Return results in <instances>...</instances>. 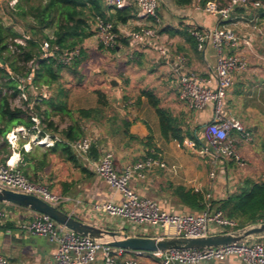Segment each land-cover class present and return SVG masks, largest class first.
<instances>
[{
  "label": "crops",
  "instance_id": "1",
  "mask_svg": "<svg viewBox=\"0 0 264 264\" xmlns=\"http://www.w3.org/2000/svg\"><path fill=\"white\" fill-rule=\"evenodd\" d=\"M264 2V0H260ZM105 6V5H104ZM201 0H194L190 6H177L172 0H160L159 13L160 44L169 50V60L164 61L157 47H144L126 39V33L142 26L153 25V20L142 17L134 4L127 3L122 9L134 17L127 23L115 25L119 40L112 53V63L108 70L117 76L119 86L112 87L103 79L101 90H111L106 116L97 118H75L86 136L93 139L89 155L83 156L73 149L71 154L64 152L62 145L53 146L32 143V132H19L25 141L4 150V139L0 143V164L8 163L23 172L30 180L47 184L58 195L72 201L63 204L62 209L74 217L98 227L119 230L132 234L131 225L124 219L110 217L95 207L112 202L119 204L122 196L111 189L93 170V165L106 152L114 155L117 171L133 165L150 151L166 164L165 168H152L142 173H134L130 181L132 189L141 197L154 200L161 209L174 212L199 214L208 208L220 207L230 195L246 188L248 184L260 182L264 177V8L235 10L227 23L239 36L237 52L247 61L248 68L238 75L228 92L226 111L228 117L239 120L251 140H244L240 133L232 136L239 142V150L244 158L242 165L226 158H215L203 138V128L215 117V107L208 104L200 110H193L180 99L177 90L175 66L177 56L184 55L188 66L210 80L211 87L216 83L212 72L216 64L215 50L207 46L199 51L190 29L209 30L217 27L220 20L205 13L199 7ZM106 14L116 10L105 6ZM97 48L94 36L84 43ZM105 71L103 74L105 75ZM83 81L80 86L85 85ZM149 95L159 100V106L167 109L175 120L184 139L180 143L167 140L162 135L156 109L149 102ZM87 107H98L97 97H79ZM90 100V101H89ZM85 105V104H84ZM110 106L117 108L109 118ZM115 108V109H116ZM70 109V108H69ZM71 110V109H70ZM71 110V111H72ZM74 112V111H72ZM74 115V114H73ZM111 119V123H109ZM71 124V119L68 118ZM64 124L61 128H65ZM17 127L16 129H19ZM14 129L12 132H14ZM15 131L14 133H16ZM61 142H68L59 134L45 132ZM11 137V133L9 134ZM194 141V147L186 143ZM30 143L31 149L25 152L23 145ZM28 161L22 164V156ZM73 157V158H72ZM201 196L204 209L197 210L189 204L184 195ZM80 202L77 204V202ZM64 207V208H63ZM0 209L8 213L0 225V255L9 264H52L56 244L47 237L34 236L22 228L24 223L33 221L39 213L30 209L0 203ZM225 213V212H224ZM153 258L142 259L141 264H159ZM97 264H101L99 261ZM204 264H245L229 258L225 261H208Z\"/></svg>",
  "mask_w": 264,
  "mask_h": 264
},
{
  "label": "built area",
  "instance_id": "2",
  "mask_svg": "<svg viewBox=\"0 0 264 264\" xmlns=\"http://www.w3.org/2000/svg\"><path fill=\"white\" fill-rule=\"evenodd\" d=\"M106 7L118 10L127 3L134 4L138 14L153 20V25L142 26L137 30L126 33V39L144 47H157L160 57L164 61L169 60V50L160 44L159 40V8L160 0H101ZM205 13L216 16L220 24L209 30H200L196 27L190 29V35L196 41L199 51H205L207 46L215 50L216 64L212 72V79L216 86L209 84L199 73L192 71L188 66V59L184 55L177 56L175 71L177 73V90L179 97L189 108L200 110L208 104L215 107V117L203 128V138L210 147L215 158H226L242 165L244 158L239 150L238 140L232 136V132L240 133L244 140H251V134L247 132L241 121L228 117L226 101L228 92L232 89L235 79L247 68V61L237 52L240 38L227 24L232 13L237 9L264 8V2L260 0H208L205 5L199 7ZM94 39L103 49L110 50L118 45V34L113 23L98 19L94 26ZM30 39L28 35L14 40L15 43L24 45ZM42 57H58V62L64 66L71 65L79 56L80 49L61 50L58 46H51L48 41L41 43ZM30 68H36L37 63L30 61ZM16 81L20 93L15 105L25 109L23 102L29 100L27 107L32 109L36 102L49 100L52 91L49 87L33 85L34 74L24 78L12 75ZM31 97V99L29 98ZM34 126L31 127L32 143L36 145L53 146L57 139L43 132L40 118L31 113ZM20 127L16 133L11 132V138L17 139L18 133L30 132ZM10 134V133H9ZM8 134V142L14 143ZM70 147L75 152L88 156L93 139L85 136L79 140L70 142ZM188 147H194V141L186 143ZM25 152L30 151V143L24 144ZM165 168L166 164L159 158L145 155L133 165L127 166L124 171H117L114 164V155L106 152L98 162L93 165L94 172L116 193L122 196L119 204L112 202L96 206L101 213L126 220L131 225L132 234L145 236H199L206 231L219 233L234 230L238 227L235 219L226 217L219 207L208 208L199 214L174 212L161 209L158 204L146 197H141L131 187L130 181L134 173H142L152 168ZM264 181V177L262 179ZM0 187L19 193L35 195L47 203L61 208L65 203L72 201L70 198L52 192L47 184L30 180L23 172L8 163L0 164ZM80 202L78 201L77 204ZM8 213L0 209V225L5 221ZM264 222V220H261ZM22 228L34 236L47 237L56 244L54 260L52 264H140V260L148 257L161 262V264H204L208 261H225L235 258L245 264H264V240L253 243H233L218 247L196 250H173L163 253H149L144 251H128L121 248L106 246L100 241L92 240L71 232L54 220L39 214L33 221L24 223ZM0 264H9L0 255Z\"/></svg>",
  "mask_w": 264,
  "mask_h": 264
},
{
  "label": "trees",
  "instance_id": "3",
  "mask_svg": "<svg viewBox=\"0 0 264 264\" xmlns=\"http://www.w3.org/2000/svg\"><path fill=\"white\" fill-rule=\"evenodd\" d=\"M177 6H190L194 0H172ZM208 0H201L205 5ZM229 1V0H222ZM239 10V8H237ZM236 9V10H237ZM4 16L14 22H25L27 28L24 31L30 39L24 45L14 42L22 35L10 25H6L0 16V139H4V150L10 147L6 136L17 127L28 130L34 126L30 114L33 113L40 118L43 132L59 134L68 142L56 141L62 145L64 152L71 154L70 142L79 140L86 136L78 121L74 120L73 114L65 99L67 90L62 88L60 80L62 71L68 72L78 79L81 84L83 76L78 72L83 58L87 55L84 46L86 40L95 34L94 26L98 19L114 24L127 23L134 17L127 10H116L115 14L107 15L105 6L101 0H17L12 7H7ZM48 41L51 46H58L61 50L80 49V56L69 66L58 62V57H42L41 43ZM113 50V49H112ZM37 63L36 68L28 67L30 61ZM34 74L33 85L46 86L52 89L56 86L49 100L36 102L32 109L28 106L29 100L23 102L25 109L15 105V100L20 93L18 83L11 79L12 75L28 77ZM98 98V107L94 109H79L77 112L81 118H97L109 107V99L102 91L95 92ZM31 99V97H29ZM150 104L156 109L160 120L162 135L167 140L183 142L180 129L176 128L175 120L167 109L159 106V100L149 95ZM68 116L71 124L61 128V123L56 118ZM30 132H33L30 130ZM148 156H156L150 151ZM73 158V157H72ZM184 199L191 205L194 202L197 210L204 209L203 198L186 193ZM220 209L225 212L226 217L240 220L241 228L248 224L264 220V181L250 183L246 188L230 195L221 203Z\"/></svg>",
  "mask_w": 264,
  "mask_h": 264
},
{
  "label": "water",
  "instance_id": "4",
  "mask_svg": "<svg viewBox=\"0 0 264 264\" xmlns=\"http://www.w3.org/2000/svg\"><path fill=\"white\" fill-rule=\"evenodd\" d=\"M107 81L112 87L119 86L117 78L107 76ZM27 161V155L23 154L22 164ZM0 203L30 209L54 220L75 234L100 241L112 248H121L128 251L163 253L173 250H196L264 240V222L261 221L219 233H208L206 231L199 236L128 235L119 230L98 227L84 222L65 212L62 208L51 205L35 195L19 193L0 187Z\"/></svg>",
  "mask_w": 264,
  "mask_h": 264
},
{
  "label": "rangeland",
  "instance_id": "5",
  "mask_svg": "<svg viewBox=\"0 0 264 264\" xmlns=\"http://www.w3.org/2000/svg\"><path fill=\"white\" fill-rule=\"evenodd\" d=\"M17 0H0V16H2V19L4 21V23L6 25H10L13 26L21 35H25L24 31L27 28V24L25 22H14L12 19H9L7 17L4 16V11L7 7H12L16 4ZM160 13H162V10H160ZM97 48H92V45H88L87 48V55L85 58H83L80 66L77 68L78 72L83 76L82 81H85L83 86H80V84L78 83V79L76 77H74L73 75H71L68 70L69 69H65L62 71V77L60 80V85L62 86V88H64L65 90H67V106L68 108H70L72 110L73 108H79V107H87L89 105L88 104V100L84 102L80 101L79 97H85V98H89V97H97L95 92L96 91H102L103 93H105L107 95V97H113V95L111 94V90L107 89V90H101L102 89V83H104L103 79H107V76L109 77H114L117 78V76L112 73L111 70H108V67H110V63H112V58L110 55H112V53L106 55L103 54V52H108V50L104 49L102 50L103 52H101L100 47L98 46V44H96ZM112 50V49H111ZM0 65H4V63L2 61H0ZM103 71H105V75L103 74ZM52 94L56 93V86L53 87L51 89ZM90 101V100H89ZM85 104V105H84ZM114 106H110V108L108 109V114H109V118L112 117L113 113L115 114L117 108ZM74 111V115L73 117H75L76 119L81 117V115L76 111V110H72ZM106 111L103 112V116L105 115ZM68 116L64 115L61 116L59 115L56 118V121L61 123V126L64 124H68ZM111 123V119L109 121L108 124ZM8 135L6 136V140L8 142L7 139ZM89 137V136H88ZM11 141L15 144H20L22 142H28L25 141L26 139H24L21 135L18 136L17 139L11 138ZM0 143H1V139H0ZM9 143V142H8ZM33 181V180H32ZM36 182V181H34ZM53 192V191H52ZM62 208V207H61ZM64 208V207H63ZM238 223V226L241 224L240 220H236ZM142 263V260H140V264ZM159 264H161V262H158Z\"/></svg>",
  "mask_w": 264,
  "mask_h": 264
}]
</instances>
